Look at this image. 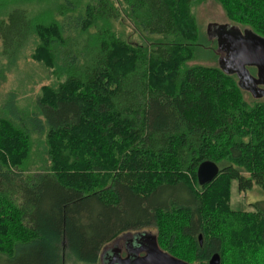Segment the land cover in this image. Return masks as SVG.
<instances>
[{
  "label": "trees",
  "instance_id": "16d2710c",
  "mask_svg": "<svg viewBox=\"0 0 264 264\" xmlns=\"http://www.w3.org/2000/svg\"><path fill=\"white\" fill-rule=\"evenodd\" d=\"M50 1L0 0V56L16 61L34 36V56L62 78L33 111L15 96L0 108L8 262L96 264L120 235L157 228L159 247L189 264L216 252L221 264H264V198L252 210L229 205L235 181L264 190V100L248 102L219 67L188 65L201 46L190 12L200 0ZM117 1L156 37L119 38ZM218 1L264 37V0ZM5 70L1 61L0 85ZM206 160L220 171L200 185Z\"/></svg>",
  "mask_w": 264,
  "mask_h": 264
},
{
  "label": "rangeland",
  "instance_id": "374dc122",
  "mask_svg": "<svg viewBox=\"0 0 264 264\" xmlns=\"http://www.w3.org/2000/svg\"><path fill=\"white\" fill-rule=\"evenodd\" d=\"M61 0H57L59 3ZM94 3V0H91ZM48 4L55 7V0H51ZM42 6L33 8L28 6V10L32 14L34 11H38ZM119 11V17L115 20H111V29L116 32L119 38L127 40L135 45H142L148 39L156 37L147 35L140 29L128 16L127 6L120 1L116 2ZM191 15L195 19V30L197 32V40L195 43H199L201 46H195L194 56L188 61V65L203 64L219 67L226 72L234 75L239 83V72H243V64H246L249 74L254 79H260L264 74V51L258 43H253L250 38L242 39L241 37L247 30L252 28L242 22L233 20L227 13L225 6L218 0H200L195 2L190 7ZM232 27H235L237 31H234ZM240 32L239 34L237 32ZM250 34V33H248ZM239 37V39L237 38ZM36 39L34 36L29 40L27 45L22 48L19 56L14 62H7L5 57L0 56V62L6 65L5 80L0 85V108L8 103L10 97L15 96L17 104L20 109L34 110L38 98L51 90L61 81L62 78L58 77L54 70L47 65L45 59L36 58L34 50L36 48ZM239 40V42H238ZM263 48V47H262ZM2 51V44L0 41V52ZM256 59L262 60V62L254 63ZM249 61H252L250 63ZM254 64V65H249ZM235 71V72H234ZM249 86H244L243 91L245 98L248 102L253 103L256 100H264L263 97H257L255 94L260 92L252 90L250 86L253 85L251 79H246ZM240 85V84H239ZM259 88L264 90V83H259ZM23 111V110H22ZM37 142L43 141L42 135L35 137ZM40 146V145H38ZM172 193V190L169 192ZM264 198V190L255 185L251 190L241 192L237 188L236 181L231 186V198L229 205L234 210H252L253 203ZM146 231H150L152 234H158L157 228H148ZM168 242V241H167ZM110 242L109 244H111ZM170 243V242H169ZM108 244V245H109ZM161 248L166 251L165 245H168L166 241L161 242ZM171 245V244H170ZM8 255L0 252V264H12L8 262ZM227 264H230L232 257L227 259ZM66 264H88L80 262L75 258H68ZM194 264H204L203 262L194 261ZM96 264H103L98 261Z\"/></svg>",
  "mask_w": 264,
  "mask_h": 264
},
{
  "label": "water",
  "instance_id": "95a60500",
  "mask_svg": "<svg viewBox=\"0 0 264 264\" xmlns=\"http://www.w3.org/2000/svg\"><path fill=\"white\" fill-rule=\"evenodd\" d=\"M235 32L237 31V29H235V27H232ZM246 33L241 37L242 39H246V38H250L253 40V43H258L259 46L261 47L262 51H264V37L255 33L254 31L251 30H246ZM238 34L240 33L239 31L237 32ZM250 33V34H248ZM239 39V37H237ZM239 42V40H238ZM250 63H252V61H249ZM259 63L262 62V60L260 59H256V61L254 60V63ZM264 62V60H263ZM249 65H254V64H249ZM243 72H239L238 71V75H239V84L240 87H244V86H249L245 80L246 79H251L253 81V85L250 86L252 87L251 89L257 90L260 93L259 94H255L257 97H263L264 96V90L259 88V83L262 82L264 83V74H262V77L260 79H254L250 76L249 74V70L246 67V64H243ZM223 70V69H222ZM225 71V70H223ZM226 72V71H225ZM235 72V71H234ZM228 73V72H226ZM230 74V73H228ZM243 89V88H242ZM220 171V166L210 160H206L204 162H202L198 168L197 171V177L199 180L200 185H204L206 183H209L211 181H213L217 175L219 174ZM144 236H148V237H154L155 239V248L154 251H152L151 253H149L148 255L137 259L135 262H133V264H189L185 261H182L180 259H177L175 257H173L172 255L166 253L165 251H163L158 243H157V238L155 236V234H152L150 232H144L143 234ZM200 239V243H202V235L199 236ZM208 264H221V255L216 252L214 254L211 255L210 259H209V263Z\"/></svg>",
  "mask_w": 264,
  "mask_h": 264
},
{
  "label": "flooded vegetation",
  "instance_id": "af4514ba",
  "mask_svg": "<svg viewBox=\"0 0 264 264\" xmlns=\"http://www.w3.org/2000/svg\"><path fill=\"white\" fill-rule=\"evenodd\" d=\"M146 230L127 232L120 235L111 244H107L101 252L103 264H133L155 248L154 237L144 236ZM150 232V231H149Z\"/></svg>",
  "mask_w": 264,
  "mask_h": 264
}]
</instances>
